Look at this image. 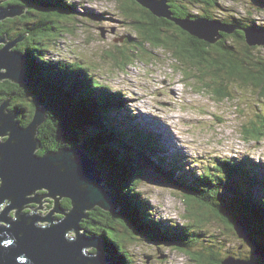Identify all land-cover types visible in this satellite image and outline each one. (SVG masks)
<instances>
[{"label":"rangeland","instance_id":"rangeland-1","mask_svg":"<svg viewBox=\"0 0 264 264\" xmlns=\"http://www.w3.org/2000/svg\"><path fill=\"white\" fill-rule=\"evenodd\" d=\"M54 1L72 4L75 12L72 11L69 17L57 14L61 23L58 35L54 36L55 45L47 51L50 58L78 62L96 81L121 92V101L114 105L120 109L113 111L119 119L116 122L118 127L125 133L137 129L152 136V140L162 145L160 153H157L159 149H153V153L167 163L176 159L181 166L171 180L152 162L142 161L137 191L147 200L154 217L181 225L189 232L187 238L193 245L189 251H184L137 236L135 241L124 242L133 264H197L200 254H214L221 259L228 255L256 258L253 247L239 238L233 229L229 230L212 212L198 202L188 207L176 184L178 181L191 183L190 170L205 178V175L209 176L207 172H222L227 166L226 161L240 163L242 157V162L248 163L247 168L264 170V126H260L264 121V96L259 89L251 81L235 77L224 81L228 90H222L225 95L218 97L215 86H206L211 74L200 68L194 58L187 57L182 61L163 45L156 48L154 43L142 39L136 24H132V18L127 17L121 8L122 3L129 5L130 0ZM175 1L185 4L194 14L191 18L206 17L226 23L225 20L235 15L253 19L255 24H264V5L260 3L264 0H218V7L211 9L190 0ZM168 4L171 7L169 0ZM206 10L213 17L205 16ZM34 11L38 23L41 14ZM15 27L19 26L14 25L13 31H16ZM169 30L177 28L169 27ZM203 50L211 51L214 57L219 53L214 47ZM252 52L260 57L255 67L263 66L264 46ZM254 126L262 128L259 138L252 137L250 131ZM44 145L49 144L45 142ZM109 161L110 158H103L102 164ZM224 179L220 194L224 196L229 211V202L238 195L233 188L237 186L245 190L247 184L239 175H224ZM249 188L254 192L257 190L255 186ZM41 201H44L43 210L36 209L35 213L45 216L52 209L51 200L43 197ZM224 209L227 214L225 206ZM24 210L31 211L30 205ZM13 214L12 210L10 215ZM259 259L264 263V259Z\"/></svg>","mask_w":264,"mask_h":264},{"label":"trees","instance_id":"trees-1","mask_svg":"<svg viewBox=\"0 0 264 264\" xmlns=\"http://www.w3.org/2000/svg\"><path fill=\"white\" fill-rule=\"evenodd\" d=\"M29 1H0L1 8L9 5L27 7L22 15L0 20V38L12 41L26 33L13 50L23 52L25 57L29 58V61L23 60V70L28 83L19 85L8 79L0 80V103L9 99L8 109L15 111L16 119L22 126H26L31 121L36 105L45 107V121L38 127L36 133V138L42 147L36 153L44 154L47 150H56L68 145L84 149L90 158L98 159L97 169L100 171V177L112 192L119 210L114 213L96 207L87 212V218L82 220L81 228L90 236L100 237L103 240L102 248L110 258L109 264H133L130 253L125 250L124 242L135 241L137 236H142L150 242H162L179 250L189 251L190 246L193 245L192 240L187 238L189 232L181 225H176L177 223H168L154 217L147 200L137 191V185L141 181L142 161L152 162L171 180L180 171L181 166L176 159L167 163L163 157L153 153V149H159L157 153H160L162 145L152 140V136H147L137 129L132 133H125L118 127L116 122L119 119L113 115V111L116 108L120 109L114 105L121 101V92L96 81L78 62L69 63L50 58L47 51H51L52 46L55 45L54 36L58 35L60 28V20L57 17L61 14L71 16L72 11L75 12L73 5L65 2L55 3L54 0ZM169 1L174 15L183 18L186 15L187 17L194 15L185 4L175 0ZM190 2L202 3L209 9L217 8L219 5L218 0H190ZM260 3L264 5L263 1ZM134 5L138 4L130 0L129 5L122 3L121 8L126 16L136 15L132 24H136L140 36L154 43L156 48L163 45L172 51L173 56L182 61L187 57L194 58L200 68L211 74L212 78L206 86L207 88L215 86V94L218 97L225 95L222 90H228V87L224 86V81L235 77L245 79L247 82L251 81L264 96V65L255 67V62L260 57L252 52L256 47L246 45L241 30L249 26L264 29V24H255L253 19H242L232 15L231 19L224 20L241 28L236 29L232 34L223 33L219 41L209 44L184 32L171 21L157 18L142 6L134 8ZM33 9L41 14L38 23L35 21L36 12ZM204 15L213 17L207 10ZM14 25L19 26L15 27L16 31H13ZM169 27L177 28L171 31L176 32L177 35L169 32ZM199 46L203 49L214 47L219 53L214 57L211 51L198 48ZM262 62L264 63V60ZM31 95H33L32 99ZM262 99L264 101V98ZM260 126H264V121ZM261 129L254 126L250 131L252 137L259 138L262 135ZM45 142L49 145L45 146ZM103 158H110L111 161L104 165ZM239 162L226 161L227 166L223 167L222 172H207L209 176L205 175V178L196 176L194 170H190V182L194 184L189 181L187 184L178 181L176 185L182 191L188 207L198 202L201 207L224 222L229 230L233 229L235 218H241L251 235L257 241L264 243V170L256 171L252 166L247 168L248 163ZM228 172L230 175H239L244 184H247L245 190L237 186L233 188L238 195L229 202V211L224 196L220 194L225 181L224 175ZM181 178L186 182L183 175ZM250 186L252 188L255 186L256 192L249 188ZM44 193V190L37 192L38 195ZM50 203L53 204V201L51 200ZM60 204L66 210L70 207L67 198H62ZM29 205L32 212L38 206L35 202ZM24 212L28 211L24 210ZM192 214L194 215V212H191ZM60 217L58 214L55 216L56 219ZM200 219L198 216V220ZM91 250L89 251L96 252L95 249ZM223 259L214 254H200L196 262L222 264Z\"/></svg>","mask_w":264,"mask_h":264},{"label":"water","instance_id":"water-1","mask_svg":"<svg viewBox=\"0 0 264 264\" xmlns=\"http://www.w3.org/2000/svg\"><path fill=\"white\" fill-rule=\"evenodd\" d=\"M134 1L157 18L167 19L209 44L219 41L222 33L232 34L241 28L206 17L176 16L168 0ZM26 10V6L9 5L0 9V18H13ZM134 16L130 14L127 17L133 21ZM241 30L246 45L264 46V29L245 27ZM25 34L12 41L0 38V80L8 79L19 85L28 83L22 59L26 62L29 58L23 52L21 55L13 50ZM8 106L9 99L0 103V138L6 137L0 139V264H104L108 257L102 253L103 240L90 236L81 228L87 212L96 207L114 213L119 210L107 184L100 177L98 159L90 158L84 149L68 145L47 150L44 154L36 153L42 147L36 133L45 121V107L36 105L31 121L22 126L15 111H10ZM38 190L45 193L38 195ZM47 196L53 201V208L41 216L35 211L43 210L44 201L41 200ZM62 198L70 202L67 210L61 209ZM31 202L38 204L34 212H24L25 206ZM12 210L13 216L10 215ZM55 213H60L61 217L56 219ZM232 228L239 238L253 247L256 258L228 255L222 264H264L259 259H264V243L251 235L240 218H235ZM89 248L96 252H90Z\"/></svg>","mask_w":264,"mask_h":264},{"label":"bare ground","instance_id":"bare-ground-1","mask_svg":"<svg viewBox=\"0 0 264 264\" xmlns=\"http://www.w3.org/2000/svg\"><path fill=\"white\" fill-rule=\"evenodd\" d=\"M0 9H2L1 7H0ZM2 19H4V18H0V20H2ZM21 55H22V53H20ZM23 60L24 59H22V65H23ZM111 117V116H110ZM89 131V130H88ZM175 138H176V135H175ZM243 159H244V157H242V158H240V160L239 161H243ZM248 165V164H247ZM227 175H230L229 174V172H228V174ZM111 195H112V192H111ZM114 197V196H113ZM47 198H49L50 200H51V198L50 197H48L47 196ZM116 200V199H115ZM117 202V201H116ZM61 205V204H60ZM118 205V204H117ZM119 207V206H118ZM61 209L62 210H66V209H64L62 206H61ZM12 212V211H11ZM57 214H59L60 216H61V214L60 213H57ZM241 219V218H240ZM242 220V219H241ZM137 235V234H136ZM7 244V243H6ZM93 253V252H92ZM102 253H104L107 257H108V255L106 254V252L103 250L102 251ZM110 263V261H109V257H108V261H104V264H109Z\"/></svg>","mask_w":264,"mask_h":264},{"label":"flooded vegetation","instance_id":"flooded-vegetation-1","mask_svg":"<svg viewBox=\"0 0 264 264\" xmlns=\"http://www.w3.org/2000/svg\"><path fill=\"white\" fill-rule=\"evenodd\" d=\"M55 2V1H54ZM55 3H57V2H55ZM138 4V3H137ZM135 6H136V8H137V5H134L133 7L135 8ZM58 7H59V5H58Z\"/></svg>","mask_w":264,"mask_h":264},{"label":"clouds","instance_id":"clouds-1","mask_svg":"<svg viewBox=\"0 0 264 264\" xmlns=\"http://www.w3.org/2000/svg\"><path fill=\"white\" fill-rule=\"evenodd\" d=\"M3 138V137H2Z\"/></svg>","mask_w":264,"mask_h":264}]
</instances>
